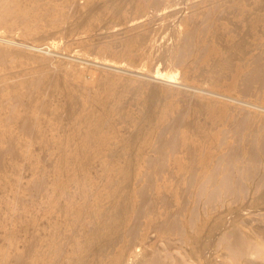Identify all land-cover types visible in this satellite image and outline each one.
<instances>
[{"label":"bare ground","instance_id":"1","mask_svg":"<svg viewBox=\"0 0 264 264\" xmlns=\"http://www.w3.org/2000/svg\"><path fill=\"white\" fill-rule=\"evenodd\" d=\"M75 1L0 0V23L13 26L53 16L62 18ZM177 2L84 0L73 11L86 18L110 13L114 24H128L136 19V29H148L150 21L141 23L140 19ZM189 7L190 14L183 18L186 30L179 53L181 59L184 51H189L186 57L197 53V70L210 74L215 83L230 78L238 89L239 100L264 91V0H202ZM146 39V33L129 36L125 45L140 46ZM10 55H16L17 60L11 62ZM24 59L38 60L24 50L0 47V65L9 70L1 78L26 75ZM44 68L34 77L0 85V123L5 122L0 127V141L5 143L0 145V163L5 153L15 152L18 142H29L35 129L39 133L34 141L46 143L59 136L58 164L78 163L91 157L108 161L114 153V143L121 144V150L111 159L112 172L102 184L97 185L87 175L67 179L63 171L55 172L52 179L44 176L40 180L38 206L44 227L38 233L31 229L33 225L29 227L33 233L25 247V264H127L141 234V220L150 213L159 217L157 226L162 232L180 228L181 207L173 209L177 195L164 190L159 176L179 171L189 173L194 181L203 167L213 163L210 178L218 184L215 194L220 190L240 192L246 187L244 180L264 167V114L260 112L207 96L182 97L179 99L182 105L174 110L165 89L152 85L143 91V84L134 83L131 95L118 105L113 115H108L104 107L113 102L109 83L102 87L106 96L95 97L86 107L79 92L63 90L68 85L70 69ZM59 89L64 92L60 103L54 104L41 95ZM130 104L137 112L133 122ZM128 120L131 132L123 134L117 129V122ZM12 125L20 126L22 132L14 133ZM224 125L228 128L223 132ZM147 148L155 152L149 153ZM136 157H145L150 167L142 176L145 183L139 188L134 179ZM262 173L257 187L263 189L256 198L259 202L252 201L254 204H264V170ZM72 184L76 187L74 191L67 189ZM160 203L165 208L161 212L157 211ZM237 230L232 228L224 233L230 253L236 262L245 257L247 264H257L252 257H264V244L253 238L245 239ZM158 254L151 255L148 264H164ZM142 259L137 264L146 261Z\"/></svg>","mask_w":264,"mask_h":264},{"label":"rangeland","instance_id":"2","mask_svg":"<svg viewBox=\"0 0 264 264\" xmlns=\"http://www.w3.org/2000/svg\"><path fill=\"white\" fill-rule=\"evenodd\" d=\"M83 1L76 0L71 9H66L62 18L53 16L36 23H19L13 26L7 22L0 23V47L12 46L14 49L32 53L38 58L36 61L23 60V65L28 69L24 76L1 78L9 70L6 66L0 65L2 79L0 85L34 77L44 66L45 71L68 68L71 74L68 85L63 87V90L67 88L79 92L85 100L86 107L91 105L95 97L106 96V91L102 87L109 83L113 102L104 107L108 115H113L118 105L131 95L134 83L143 84V91L149 90L152 85L165 89L174 110L182 105V102L180 103L182 97L193 99L197 96H207L230 104L243 105L264 114V91L242 98L245 101L249 100V103L241 101L238 89L230 78L215 83L209 77L210 74H202L197 70L195 67L197 53L186 57L185 54L189 51H184V57L181 59L179 53L184 45L186 30L183 18L190 14V5L202 0H177L176 4L166 10L150 14L148 18L143 17L140 19L141 23L150 21L148 29H136V19L128 24H114L110 13L89 18L80 16L73 9ZM130 26L135 28L128 29ZM141 33L147 34L143 44L133 45L132 48L125 45L126 38ZM8 58L14 62L18 57L10 55ZM23 91L25 90L20 92ZM49 91L41 95L54 104L60 103L64 92L61 89ZM129 107V113L132 114L130 120L133 122L134 115L137 118V112L132 104ZM128 123L129 120L118 121L117 129L123 134H128L131 132ZM4 124L5 122L0 123V127ZM12 126L14 133L22 132L20 126ZM227 128L228 125H224L221 130L224 132ZM38 133L39 129H35L29 142L24 140L18 142L15 152L5 153L0 163V264H25V247L31 233H38L44 227L38 206L40 180L45 177L52 179L55 172L63 171L62 173L67 174V179L80 174L90 176L97 185L102 184L105 177L112 172L109 170L113 165L111 159H115L121 150V144L114 143V153L108 161L91 157L78 163L71 161L58 164L56 153L61 148L58 144L59 136L43 143L34 141V136ZM152 140L155 141L156 137L154 136ZM4 144L0 141V145ZM147 151L155 152L149 148ZM262 158L264 159V156ZM134 163L136 174L134 179L139 188L145 183L146 180L142 176L150 167L145 157H136ZM213 170L214 164L209 163L208 168L203 167L201 173L198 172L194 181L190 180L189 173L179 171L159 176V182L164 186V190L177 195L175 199L177 205L173 209L181 207L180 228L162 232L157 226L159 217L150 213L141 220V234L127 259V264H137L142 258V261H146L140 264H148L149 257L158 252L164 264H247L245 257L236 262L227 246L228 241L224 233L235 228L245 239L253 238L264 244V204L252 202H259L256 198L263 188H258L257 182L263 174L264 167L261 166L260 172L255 170L254 175L244 180L247 192L243 188L240 192L220 190L216 194L218 184L210 178ZM139 179H142L140 183ZM68 188L74 191L76 187L72 184L68 185ZM183 200L186 201L184 204ZM164 209V205L160 203L157 211L161 212ZM228 214L229 218L226 217ZM28 219L32 222L29 223ZM205 251L207 253H204ZM252 258L257 264H264L263 256Z\"/></svg>","mask_w":264,"mask_h":264}]
</instances>
